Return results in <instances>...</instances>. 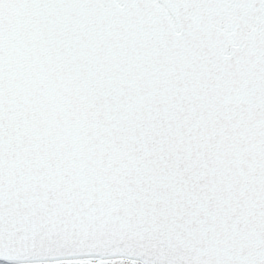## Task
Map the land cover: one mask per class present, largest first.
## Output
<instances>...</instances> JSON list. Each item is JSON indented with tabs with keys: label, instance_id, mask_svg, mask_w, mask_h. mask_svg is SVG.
I'll return each instance as SVG.
<instances>
[{
	"label": "snow or ice",
	"instance_id": "1",
	"mask_svg": "<svg viewBox=\"0 0 264 264\" xmlns=\"http://www.w3.org/2000/svg\"><path fill=\"white\" fill-rule=\"evenodd\" d=\"M0 260L264 264V0H0Z\"/></svg>",
	"mask_w": 264,
	"mask_h": 264
},
{
	"label": "water",
	"instance_id": "2",
	"mask_svg": "<svg viewBox=\"0 0 264 264\" xmlns=\"http://www.w3.org/2000/svg\"><path fill=\"white\" fill-rule=\"evenodd\" d=\"M0 262H4V263H6L5 261H3V260H0Z\"/></svg>",
	"mask_w": 264,
	"mask_h": 264
}]
</instances>
